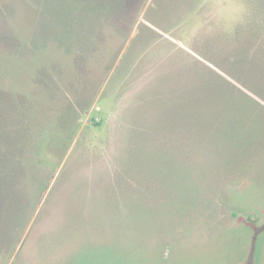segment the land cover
<instances>
[{"label": "rangeland", "instance_id": "374dc122", "mask_svg": "<svg viewBox=\"0 0 264 264\" xmlns=\"http://www.w3.org/2000/svg\"><path fill=\"white\" fill-rule=\"evenodd\" d=\"M0 264H264V0H0Z\"/></svg>", "mask_w": 264, "mask_h": 264}]
</instances>
